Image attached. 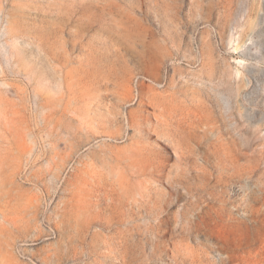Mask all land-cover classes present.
I'll return each mask as SVG.
<instances>
[{
    "label": "rangeland",
    "instance_id": "obj_1",
    "mask_svg": "<svg viewBox=\"0 0 264 264\" xmlns=\"http://www.w3.org/2000/svg\"><path fill=\"white\" fill-rule=\"evenodd\" d=\"M0 264H264V0H0Z\"/></svg>",
    "mask_w": 264,
    "mask_h": 264
}]
</instances>
